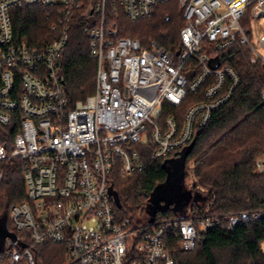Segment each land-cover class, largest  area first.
<instances>
[{
  "label": "built area",
  "instance_id": "2783aa9c",
  "mask_svg": "<svg viewBox=\"0 0 264 264\" xmlns=\"http://www.w3.org/2000/svg\"><path fill=\"white\" fill-rule=\"evenodd\" d=\"M166 1L0 0V161H21L26 191L11 206L16 240L6 238L0 264H43L38 247L49 242L61 246L63 264H176L173 251L193 249L199 230L232 229L243 215L264 219V207L142 223L117 211L115 176L140 171L142 153L151 161L180 154L232 98L240 77L229 48L247 47L264 67V0H178L184 23L174 50L120 33V10L135 22ZM21 4L48 11L56 36L17 41L11 9ZM76 12H90L83 30L96 62L84 100L70 99L59 67ZM189 94L199 98L181 117L175 110L160 120L164 103L177 109ZM254 170L264 173V154Z\"/></svg>",
  "mask_w": 264,
  "mask_h": 264
},
{
  "label": "trees",
  "instance_id": "16d2710c",
  "mask_svg": "<svg viewBox=\"0 0 264 264\" xmlns=\"http://www.w3.org/2000/svg\"><path fill=\"white\" fill-rule=\"evenodd\" d=\"M47 13L38 6L21 4L13 7L11 25L15 39H25L38 45L55 37V33L49 31L51 19ZM89 14L75 13L60 57V71L71 100L86 97L94 91L96 62L90 54L89 41L83 30ZM117 21L120 33L131 36V21L124 15H120ZM183 23L181 15L178 27L181 28ZM165 38L168 40L165 43L167 48L174 50L178 33L167 34ZM139 40L143 44L146 42ZM229 50L235 52L231 63L240 82L232 98L213 113L208 125L196 130L195 144L183 167L184 201L181 205H169L165 210L157 209L154 218L200 212L239 213L264 207V173L254 170L256 158L264 154V67L245 46H232ZM197 98L199 96L187 95L186 103L177 109L164 103L160 120L175 110L181 117V110ZM138 147L143 151V144ZM142 154L144 167L140 171L127 178L115 176L111 184L121 202L117 207L118 213L130 217L133 222H138L135 215L142 202L147 199L149 204L154 188L165 183L171 169L178 166L179 153L154 161L147 153ZM190 159L194 160L193 167L189 168L192 171V189L185 182ZM0 170V214L4 211L8 214L9 206L26 199L22 163L17 159L0 161ZM149 217L147 213V219ZM241 220L232 229L216 226L210 230H199L193 249L173 251L176 264H264V219L250 220L243 215ZM7 226L10 228L8 219ZM63 262L60 258L57 264Z\"/></svg>",
  "mask_w": 264,
  "mask_h": 264
},
{
  "label": "rangeland",
  "instance_id": "374dc122",
  "mask_svg": "<svg viewBox=\"0 0 264 264\" xmlns=\"http://www.w3.org/2000/svg\"><path fill=\"white\" fill-rule=\"evenodd\" d=\"M120 14L124 15L120 10ZM182 12L178 3V0H169L166 2H160L155 4L153 7V12L150 17L140 19L138 21H131L129 24V29L131 32V37H136L141 40H145V44L148 45V42L154 41L160 45L167 47L165 44L168 40L165 38V35L171 34L174 35L178 33L177 30L180 28L177 25L178 19L181 17ZM125 16V15H124ZM126 17V16H125ZM167 17L169 18L167 20ZM127 18V17H126ZM128 19V18H127ZM129 20V19H128ZM262 29L260 31H264V19L262 20ZM247 29L253 31V25L250 22ZM150 48V44L148 45ZM264 54V50H263ZM96 78V74H95ZM85 97L79 98V100H84ZM182 111V110H181ZM149 137V124L148 128L141 132V138L147 139ZM193 159H190L188 162L187 169H191L193 167ZM188 171V178L186 177L185 182L187 187H191V170ZM1 171V170H0ZM188 180V181H187ZM188 182V183H187ZM147 204L148 200L145 199L138 213L135 215L136 220L138 222H144L147 220ZM182 203H177L175 205H181ZM11 216V206L8 208V224L9 227L12 228V223L10 221ZM227 252H225L226 254ZM229 253V252H228ZM38 254L44 264H57V261L62 258L61 246L57 243H46L40 247H38Z\"/></svg>",
  "mask_w": 264,
  "mask_h": 264
},
{
  "label": "water",
  "instance_id": "95a60500",
  "mask_svg": "<svg viewBox=\"0 0 264 264\" xmlns=\"http://www.w3.org/2000/svg\"><path fill=\"white\" fill-rule=\"evenodd\" d=\"M220 63L218 57H213L209 60V64L212 68H216ZM195 140L193 139L187 146H185L180 152L177 161L178 166L172 168L170 174L168 175L166 182L156 186L152 191L151 197L149 199V204L147 205V212L150 214L148 221H152L155 217V212L157 209L165 210L167 206L174 203H182L184 201L186 188H184L183 183V167L186 157L190 149L194 146ZM180 190L181 196L177 197V191ZM109 193L113 196L114 203L117 207L121 206V202L118 198L116 191L109 187ZM161 201H164L161 204ZM9 237L12 242L16 240V234L8 229L7 226V212L4 211L0 214V251L4 248L5 240Z\"/></svg>",
  "mask_w": 264,
  "mask_h": 264
},
{
  "label": "flooded vegetation",
  "instance_id": "af4514ba",
  "mask_svg": "<svg viewBox=\"0 0 264 264\" xmlns=\"http://www.w3.org/2000/svg\"><path fill=\"white\" fill-rule=\"evenodd\" d=\"M181 193H182V192H181L180 190H178V191H177V197L181 196ZM163 202H164V201H161V204H163ZM172 204H175V202L172 203ZM172 204H170V205H172Z\"/></svg>",
  "mask_w": 264,
  "mask_h": 264
},
{
  "label": "bare ground",
  "instance_id": "6f19581e",
  "mask_svg": "<svg viewBox=\"0 0 264 264\" xmlns=\"http://www.w3.org/2000/svg\"><path fill=\"white\" fill-rule=\"evenodd\" d=\"M187 178H188V177H187ZM187 181H188V180H187ZM190 181H191V180H190ZM187 183H188V182H187ZM187 185H188V184H187ZM187 185H186V186H187ZM191 187H192V186H191ZM191 187H189V188H191ZM191 189H192V188H191ZM187 190H188V189H187Z\"/></svg>",
  "mask_w": 264,
  "mask_h": 264
}]
</instances>
